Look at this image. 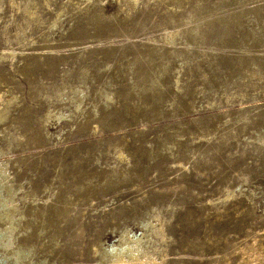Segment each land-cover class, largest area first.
<instances>
[{
  "label": "rangeland",
  "instance_id": "rangeland-1",
  "mask_svg": "<svg viewBox=\"0 0 264 264\" xmlns=\"http://www.w3.org/2000/svg\"><path fill=\"white\" fill-rule=\"evenodd\" d=\"M0 232V264H264V0H0Z\"/></svg>",
  "mask_w": 264,
  "mask_h": 264
},
{
  "label": "bare ground",
  "instance_id": "bare-ground-1",
  "mask_svg": "<svg viewBox=\"0 0 264 264\" xmlns=\"http://www.w3.org/2000/svg\"><path fill=\"white\" fill-rule=\"evenodd\" d=\"M8 229V228H7ZM12 229V228H11ZM7 231V230H6ZM8 232V231H7ZM7 232H0V237H4L6 234H7ZM6 233V234H5ZM6 239V238H5ZM7 239H8V236H7ZM7 239H6V241H7ZM5 242V241H4ZM4 242H2V243H4ZM3 246L6 248V247H8V244H3ZM118 248V247H117ZM127 248V247H126ZM128 250H129V248H128ZM110 254L111 255H113L114 256V258H115V264H124V259H123V256H124V254L128 257V258H133L134 257V254H133V252L132 251H128L127 253H126V251H125V248L123 249V248H121V247H119L118 249H114V248H111V250H110ZM136 259V258H135ZM134 261V260H133ZM132 261V262H133ZM126 262V261H125ZM141 263V262H140Z\"/></svg>",
  "mask_w": 264,
  "mask_h": 264
}]
</instances>
